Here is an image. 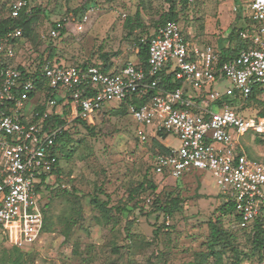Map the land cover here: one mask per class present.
<instances>
[{
	"label": "rangeland",
	"instance_id": "obj_1",
	"mask_svg": "<svg viewBox=\"0 0 264 264\" xmlns=\"http://www.w3.org/2000/svg\"><path fill=\"white\" fill-rule=\"evenodd\" d=\"M10 1L0 0V13L6 12ZM180 1L175 0V7L186 36L217 48L231 27L250 21L247 0H188L183 9ZM83 4L78 13L68 12ZM169 5L167 0H29L35 17L30 34H22L19 58L35 64L51 52L67 64H77L90 63L89 59L105 54L111 67L138 63L135 39L151 33L153 20ZM137 10L143 26L131 29L126 19H134ZM86 12L87 20L83 21ZM59 21L64 22V32L48 38L52 23ZM231 84L222 77L212 88L223 92ZM40 99L41 94L35 92L30 103ZM258 99L262 103L239 97L233 108L243 117L254 118L263 110L264 91ZM118 109L117 103H111L94 114L88 122L92 130L78 122L68 123L66 148L73 153L69 159L60 156L57 173L39 201L48 231L41 229L29 244L19 241L11 227V233L1 231L0 264H9L20 253L23 264H157L163 260L181 264L206 250L208 220L219 215L215 209L224 201L215 176L197 169L177 179L152 174L151 162L159 145L178 147L180 137L175 133L152 135L151 127L146 126L147 139L142 142L131 115ZM241 142L250 157L264 162V133L248 132ZM144 180L157 185L153 193L139 188ZM260 190L264 195V184ZM168 195L179 198L178 209L171 215L154 210L155 199L164 201ZM92 196L98 202H108L106 216L93 206ZM222 223L236 235L238 248L250 252L247 231L238 228L231 215ZM224 253L229 256L228 250Z\"/></svg>",
	"mask_w": 264,
	"mask_h": 264
},
{
	"label": "built area",
	"instance_id": "obj_2",
	"mask_svg": "<svg viewBox=\"0 0 264 264\" xmlns=\"http://www.w3.org/2000/svg\"><path fill=\"white\" fill-rule=\"evenodd\" d=\"M247 1L250 21L238 33L247 45L225 60L217 47L186 36L172 20L157 25L148 39L140 38L146 44L145 66L127 62L102 70L96 63L79 67L48 55L28 64L19 58L21 27H8L0 35V232L11 233L13 228L15 237L28 244L37 239L43 215L36 188L41 176L49 183L58 166L59 137L68 123L92 122L94 114L111 103L125 106L142 142L146 126L152 135L180 137L178 147L154 156L152 174L177 179L191 169L211 172L224 202L234 203L239 227L262 217L264 231V162L249 157L241 142L248 132L264 133V115L243 117L230 101L264 88V0ZM7 9L11 20L31 12L28 0H12ZM82 20H87V12ZM58 33L50 28L47 36L55 39ZM163 70L183 84L164 89ZM222 77L232 83L223 92L212 88ZM38 91L41 110L37 104L28 106L30 94ZM51 115L62 116L65 124L49 121ZM243 264H264V246L257 259Z\"/></svg>",
	"mask_w": 264,
	"mask_h": 264
},
{
	"label": "trees",
	"instance_id": "obj_3",
	"mask_svg": "<svg viewBox=\"0 0 264 264\" xmlns=\"http://www.w3.org/2000/svg\"><path fill=\"white\" fill-rule=\"evenodd\" d=\"M12 1V0H11ZM29 1V0H28ZM170 5L169 8L167 9L166 12H163L159 15V17L155 20H153V25L154 28L159 25L166 23L168 21L175 20L178 22V16H179V11L175 7V0H167ZM188 0H181L180 3L182 5L183 9L187 5ZM8 8V5H7ZM5 13H0V35L4 34L6 29L8 27H21L22 34H30L32 30V21L35 17V12L31 9V12L29 14H26L24 12L20 13L18 18L11 20L7 17V9ZM84 9V4L81 5L80 7L73 8L69 10L68 12H72L74 14L78 13L80 10ZM239 11V7L237 6V10ZM143 21L140 16V11L137 10L135 12V18L132 19L128 17L126 19V26H129L131 29H134L135 27H142L143 26ZM64 22L59 21L56 23H52L51 28H55L59 30L60 33L64 32V27H63ZM247 24L245 25H235L231 27L228 31V34L225 37H222L217 45L218 49L220 51V58L221 60L228 59L236 54V52L243 46H246L247 43L243 42L240 40L238 33L242 29L247 28ZM150 36V33H145V34H140L139 37L135 39V44L138 47L137 51V57H138V63L142 64L143 66L146 65V59H147V50H146V44L140 42L141 37H145L148 39ZM22 37V36H21ZM21 43V42H20ZM22 44V43H21ZM50 51V50H49ZM54 55L49 52L48 57L50 58H56L60 59L58 57H53ZM42 57L40 59H36L38 63L41 62ZM90 62L98 64L102 70H108L111 68V62L108 61L107 56L105 54L100 55V58L97 60L92 61V59H89ZM37 63V64H38ZM86 62H79L77 65L79 67H82ZM35 76L38 78V82L36 83V89L39 91L42 89V83L41 79L39 77V73L37 72ZM161 82L162 86L164 89H174L176 87L181 86L183 83L181 80H174L173 75L170 73H166V70H163L161 73ZM264 91V88H260V90L255 89L253 92L247 96L246 98H242L245 101H254V102H260L262 103L258 97L259 95ZM33 94V93H32ZM30 94V97L31 95ZM239 97L235 96L230 99L232 105H235L236 101L238 100ZM119 107L121 111H126L125 106L123 104H120ZM37 109L41 110L43 109V106L40 104L37 105ZM241 110V109H240ZM117 112V111H114ZM259 115H264V107L263 110L259 113ZM56 124H65V120L62 118L60 115H51L50 120ZM76 122L82 124L89 130H92L93 125L89 124L87 121L77 119ZM68 128V127H67ZM64 129L62 132L61 136L59 137V155L63 156L65 159H69L73 153L71 149L66 148V143H67V138L69 137V132L68 129ZM168 133H159L160 136H166ZM168 148H165L161 145H159V152H165L167 151ZM57 170H54L51 174L56 175ZM49 187V184L45 182V176H41V181L37 185V201L39 204V207L42 211L43 215V221H42V227L41 229L44 231H48L45 227L46 225V220L44 217V207L41 206L40 204V198L42 195V191ZM157 185L154 184L150 180H144L139 184V188L141 190H147L149 189L151 193H153L156 190ZM91 203H93V206L102 213V215L106 216L107 211H108V202H98L95 196H92L90 198ZM146 202H150V199L147 198ZM155 208L154 210H161L165 215H171L173 213V210L178 209V204H179V198L178 197H171L167 196L166 199L161 200V199H155ZM216 212H219V215L215 217V219H209L208 220V228H209V234H208V239L205 243L206 250L200 251L195 253V258L192 261H186L181 264H243L245 261H250L253 262L255 259H257L262 251V248L264 246V231L261 229V220L262 217H258L256 220H254L251 224H249L246 227H239L238 222H239V214L235 211L234 208V203L232 201L228 202H222L220 205H218L215 209ZM226 215H231L233 217V220L236 222V226L240 229H243L247 231V240L250 243V252H244L238 248L236 245V235L231 232L230 230L226 229L223 227L222 219ZM167 219V218H166ZM165 225L167 226L165 221ZM164 225V226H165ZM158 235V231L154 230V236ZM17 250V249H15ZM228 250L229 256H225L224 251ZM9 264H23V261L21 259V253L14 257ZM157 264H169L165 260L161 261L160 263Z\"/></svg>",
	"mask_w": 264,
	"mask_h": 264
},
{
	"label": "crops",
	"instance_id": "obj_4",
	"mask_svg": "<svg viewBox=\"0 0 264 264\" xmlns=\"http://www.w3.org/2000/svg\"><path fill=\"white\" fill-rule=\"evenodd\" d=\"M198 40H199V38H198ZM199 42L203 43V42L200 41V40H199ZM21 59H22V58H21ZM120 67H121V66H120ZM115 68H116V67H115ZM117 68H119V67H117ZM38 92H39V91H38ZM39 93L41 94V92H39ZM40 101H41V99H40V100H37V102H33V101H32L31 103L28 104V106H29V107H32V106L35 105V104L39 105V104H40V103H39ZM243 147H244V145H243ZM244 149H245V147H244ZM245 151H246V149H245ZM246 153H247V151H246ZM247 155H248V154H247ZM248 156H249V155H248ZM249 157H250V156H249ZM251 158H254V157H251ZM256 159H257V158H256Z\"/></svg>",
	"mask_w": 264,
	"mask_h": 264
}]
</instances>
